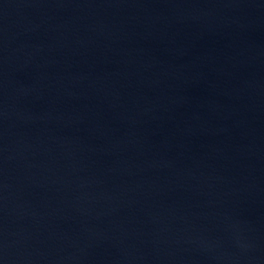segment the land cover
I'll return each instance as SVG.
<instances>
[{"label": "water", "instance_id": "1", "mask_svg": "<svg viewBox=\"0 0 264 264\" xmlns=\"http://www.w3.org/2000/svg\"><path fill=\"white\" fill-rule=\"evenodd\" d=\"M0 264H264V0H0Z\"/></svg>", "mask_w": 264, "mask_h": 264}]
</instances>
